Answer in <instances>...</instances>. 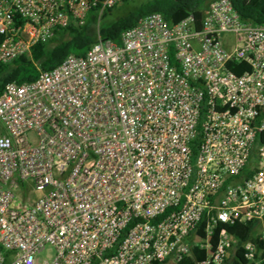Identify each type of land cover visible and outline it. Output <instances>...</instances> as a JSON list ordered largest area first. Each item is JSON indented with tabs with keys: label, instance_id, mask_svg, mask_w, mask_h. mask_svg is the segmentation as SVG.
<instances>
[{
	"label": "built area",
	"instance_id": "2783aa9c",
	"mask_svg": "<svg viewBox=\"0 0 264 264\" xmlns=\"http://www.w3.org/2000/svg\"><path fill=\"white\" fill-rule=\"evenodd\" d=\"M123 1L0 0V63ZM234 221L260 243L237 254L221 227L212 244ZM194 246V264H264V25L230 0L199 27L146 14L0 94V264H179Z\"/></svg>",
	"mask_w": 264,
	"mask_h": 264
},
{
	"label": "trees",
	"instance_id": "16d2710c",
	"mask_svg": "<svg viewBox=\"0 0 264 264\" xmlns=\"http://www.w3.org/2000/svg\"><path fill=\"white\" fill-rule=\"evenodd\" d=\"M209 1L211 0H124L122 6L132 5L128 12L107 26L99 27L97 32H94L91 26L87 28L85 23L82 26L58 28L51 39L34 44L30 53L22 54L7 63H0V94L8 82L21 83L33 80L39 75L40 70H49L55 67L70 53L84 55L98 37L118 43L121 32L135 25L146 14L158 12L167 22L175 23L191 13L194 16L196 27H199ZM230 1L241 19L264 25V0ZM113 8L115 6L104 9L99 16L110 14ZM88 15L94 22L98 15L97 9H91ZM227 66L236 74L248 68L246 63L229 62ZM205 225L206 217L203 216L196 230L201 237L204 236ZM221 227H225L237 238V254L241 251L240 244L246 240L250 239L260 243L256 233V223L244 225L234 221L232 223H217L210 240L212 244L215 243L217 232ZM205 255L206 250L194 246L191 248V253L183 257L179 264H194ZM162 264L170 263L166 260Z\"/></svg>",
	"mask_w": 264,
	"mask_h": 264
},
{
	"label": "rangeland",
	"instance_id": "374dc122",
	"mask_svg": "<svg viewBox=\"0 0 264 264\" xmlns=\"http://www.w3.org/2000/svg\"><path fill=\"white\" fill-rule=\"evenodd\" d=\"M132 7V5L129 6H122V3L120 5L115 6V8L112 9L111 13L105 16H99L97 15L96 20L93 22L90 15L87 16L85 24L88 28L89 26L92 27V30L94 32H97L99 27H105L114 20H116L119 16H122L128 12V10ZM93 22V23H92ZM39 192H34L33 194H30L32 197H37ZM47 252H50L49 250L45 249L43 251V255Z\"/></svg>",
	"mask_w": 264,
	"mask_h": 264
}]
</instances>
